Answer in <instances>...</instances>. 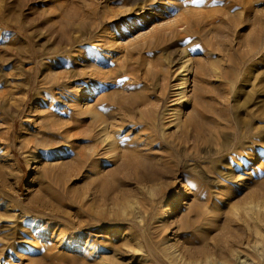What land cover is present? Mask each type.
I'll use <instances>...</instances> for the list:
<instances>
[{"label":"rangeland","instance_id":"1","mask_svg":"<svg viewBox=\"0 0 264 264\" xmlns=\"http://www.w3.org/2000/svg\"><path fill=\"white\" fill-rule=\"evenodd\" d=\"M0 264H264V0H0Z\"/></svg>","mask_w":264,"mask_h":264},{"label":"bare ground","instance_id":"2","mask_svg":"<svg viewBox=\"0 0 264 264\" xmlns=\"http://www.w3.org/2000/svg\"><path fill=\"white\" fill-rule=\"evenodd\" d=\"M189 69L188 68H186L185 69V74L183 75V81H182V85H181V87H180V89H184L185 88V86H186V83H187V79H188V71ZM181 93V91L179 92V94ZM203 112V111H202ZM197 113V112H196ZM203 114H204V112H203ZM206 114V113H205ZM205 114H204V116H205ZM197 116V115H196ZM199 116V115H198ZM199 117H201V116H199ZM203 117V116H202ZM197 118H195V120H196ZM189 120H192V118L191 119H189ZM199 121H200V118H199ZM203 120H201V122H202ZM191 123H193V122H191ZM199 125V124H198ZM200 128V127H199ZM197 129H198V126H197ZM200 129H202V128H200ZM198 131H200V130H198ZM196 132V131H195ZM201 132V131H200ZM207 132V131H206ZM197 134V133H196ZM199 134V133H198ZM186 135V134H185ZM200 135V134H199ZM129 161V160H128Z\"/></svg>","mask_w":264,"mask_h":264}]
</instances>
